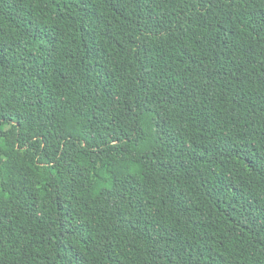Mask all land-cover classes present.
I'll return each mask as SVG.
<instances>
[{"label":"trees","instance_id":"obj_1","mask_svg":"<svg viewBox=\"0 0 264 264\" xmlns=\"http://www.w3.org/2000/svg\"><path fill=\"white\" fill-rule=\"evenodd\" d=\"M0 264H264V0H0Z\"/></svg>","mask_w":264,"mask_h":264}]
</instances>
